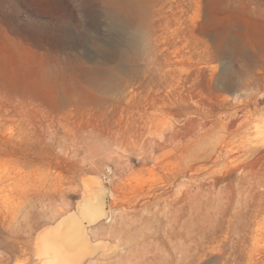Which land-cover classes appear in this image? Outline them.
Instances as JSON below:
<instances>
[{"label":"rangeland","instance_id":"1","mask_svg":"<svg viewBox=\"0 0 264 264\" xmlns=\"http://www.w3.org/2000/svg\"><path fill=\"white\" fill-rule=\"evenodd\" d=\"M0 264H264V0H0Z\"/></svg>","mask_w":264,"mask_h":264},{"label":"bare ground","instance_id":"2","mask_svg":"<svg viewBox=\"0 0 264 264\" xmlns=\"http://www.w3.org/2000/svg\"><path fill=\"white\" fill-rule=\"evenodd\" d=\"M139 42V41H138ZM131 46L136 47L135 45L138 44L137 40L133 38V40H131L130 42ZM133 49V48H132ZM135 49V48H134ZM133 49V50H134ZM119 52V50H118ZM123 54V53H122ZM125 56V55H123ZM129 58V57H128ZM136 74V73H135ZM138 74V73H137ZM137 77V76H136ZM141 80V78H140ZM153 81V80H152ZM147 123V122H146ZM164 125V124H163ZM145 127V126H144ZM175 127V126H174ZM164 128V127H163ZM132 141V140H131ZM153 143V142H152ZM110 151V150H109ZM144 160V159H142ZM105 188L100 187V190L98 191L97 194V199L94 202H85V201H81L79 202L78 206H77V212L79 214H81L82 216H84L87 221H94L96 218H98L99 216L101 217V215H104L106 213L105 211V207H104V195H105ZM94 199V198H93ZM75 214H69L66 218H64L60 223L65 222L66 220H70L71 218H74L76 216H74ZM79 219V218H78ZM76 220V219H74ZM78 221V220H77ZM69 236H73L76 237L78 235H81L83 238L85 237V231H84V227L81 223H75L73 224L72 228L69 229ZM79 237V236H78ZM78 237L76 239H78ZM68 238V237H67ZM69 239V238H68ZM74 241V240H72ZM76 242V241H74ZM71 242V243H74ZM80 242V241H79ZM68 243V242H67ZM62 244V243H61Z\"/></svg>","mask_w":264,"mask_h":264}]
</instances>
